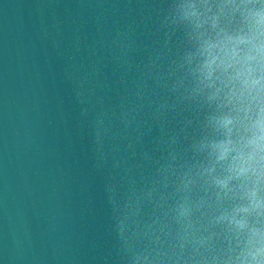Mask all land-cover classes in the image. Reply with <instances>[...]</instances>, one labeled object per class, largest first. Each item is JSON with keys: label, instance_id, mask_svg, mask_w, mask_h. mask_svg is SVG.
<instances>
[{"label": "clouds", "instance_id": "obj_1", "mask_svg": "<svg viewBox=\"0 0 264 264\" xmlns=\"http://www.w3.org/2000/svg\"><path fill=\"white\" fill-rule=\"evenodd\" d=\"M60 4L35 0V26L57 34L58 52L66 29L75 43L63 78L107 212V240L71 264H264V0H73L63 14ZM84 33L96 37L88 47ZM19 49L6 30L4 73ZM3 147L0 264H35L11 203L7 129Z\"/></svg>", "mask_w": 264, "mask_h": 264}, {"label": "water", "instance_id": "obj_2", "mask_svg": "<svg viewBox=\"0 0 264 264\" xmlns=\"http://www.w3.org/2000/svg\"><path fill=\"white\" fill-rule=\"evenodd\" d=\"M72 4L61 0L56 11L63 14ZM34 6L35 0H0V37L7 30L20 45L7 73L0 68V167L7 129L8 179L18 229L23 232L25 222L32 229L35 264H71L77 255L95 256L96 241L107 240V212L102 181H93L89 165V129L80 118L73 82L63 78L75 43L66 29L63 50L54 49L51 40L57 34L40 35ZM81 11L87 16L94 10ZM110 31L109 24L106 33ZM95 40L84 33L80 44L88 47ZM108 47L99 49L98 56L108 55ZM92 59L81 58L71 68L74 78Z\"/></svg>", "mask_w": 264, "mask_h": 264}]
</instances>
